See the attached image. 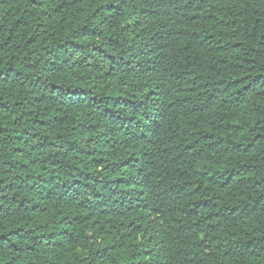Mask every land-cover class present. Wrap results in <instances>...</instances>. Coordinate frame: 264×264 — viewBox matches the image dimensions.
<instances>
[{"label": "trees", "instance_id": "16d2710c", "mask_svg": "<svg viewBox=\"0 0 264 264\" xmlns=\"http://www.w3.org/2000/svg\"><path fill=\"white\" fill-rule=\"evenodd\" d=\"M0 264H264V0H0Z\"/></svg>", "mask_w": 264, "mask_h": 264}]
</instances>
